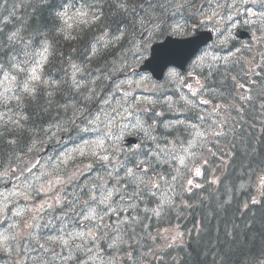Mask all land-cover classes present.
<instances>
[{"label": "flooded vegetation", "instance_id": "obj_1", "mask_svg": "<svg viewBox=\"0 0 264 264\" xmlns=\"http://www.w3.org/2000/svg\"><path fill=\"white\" fill-rule=\"evenodd\" d=\"M177 4L182 6L177 7ZM157 8L158 10H154L152 13H146L147 17L151 15L142 28L158 20H162L163 23L152 32L144 43L137 40L139 34L132 38L129 53L133 61L137 56L146 55L145 47H148L146 60L151 59L154 47L169 38L188 39L201 36L202 40L211 39L210 42L199 46L196 54L184 68H168L162 80L154 78L152 69L142 70L144 62L139 64V68L135 70L140 75H144L146 81L151 82L159 90L158 102L152 104L148 102L153 99V92L146 91L144 94L145 97H148L146 112L138 113L136 110L141 106L137 105L135 100L138 91L131 88L130 105L135 103V111L131 120L140 122V127L131 134L134 138L136 137L138 144H136V148V145L130 148L136 155L134 157L139 160L146 159L147 163L151 164L155 158L148 160L147 156L151 152H155V148L165 152V150H171L170 145L173 144L176 150H172V152L185 153L188 156L189 164L199 165L203 163L202 167H196L200 169L201 175H189L188 170L183 169L182 173L172 177L167 186L164 187L170 201L184 203L191 200L189 197L194 193L192 191L197 190L203 193L207 187L208 179L215 173L221 175L222 170L227 165L226 150L230 152L232 130H239L246 123L247 105L243 96V88L250 91L252 95L262 91L261 85L264 82V16L260 13H264V0H176L171 4H160ZM248 10L256 12L257 15H249ZM170 26H182L181 31L173 32ZM162 32L163 35H161ZM201 58L203 59L201 60ZM118 71L116 68L98 70V78L101 80L102 78L105 79L106 76L114 77ZM171 71L179 73L176 80H180L182 92L176 88L175 81L170 80L169 72ZM84 82L89 84L90 81ZM193 91L197 93L195 96L192 95ZM167 99L176 101L172 106H168L165 102ZM245 99L255 103V105L262 103L260 99L249 100L248 95L245 96ZM178 100L181 101V104H178ZM185 100L189 103L186 104ZM201 100H208L209 103L201 104ZM152 107L157 108V112H153ZM137 114H140L141 117H138ZM201 116L204 117L203 120L200 119ZM80 120L81 118L77 119V123ZM167 122L169 125L165 127ZM176 122L178 126L175 127ZM171 127L174 128L175 137L164 138L163 144L153 141V137L160 134L162 129ZM199 132L204 133L199 135ZM242 138L243 136L236 137V143ZM145 166L149 168L147 174L152 177L153 170L149 165L145 164ZM210 166H213L214 170H210ZM189 180L192 181V185L188 184ZM195 185H199V187ZM0 186H4V181H1ZM187 187L190 193L186 190ZM87 197L84 194L81 197H71L70 202L72 203L66 205L65 202L61 209L55 211V217L50 223L51 226L44 231L53 235V247H56V250L53 249V253L48 255L44 254L50 258L45 260V264H99V261L90 260V254L80 253L73 257L72 246L82 245L85 242L83 238L74 240L72 246H67L65 243L70 234L76 232L73 227L77 223L76 219L82 218L89 207L98 208L97 200L92 199L87 204V201L84 200ZM26 205H28L27 202ZM121 209L120 207L119 211L103 220L104 225L102 227H99L101 219L97 222L83 221L79 223L80 227L82 223H86V227L80 228V230L89 231L95 226L101 228L100 231L107 229L108 233L111 232L101 235L95 232L88 233L89 248L93 249L96 242L99 241V246L104 249V252L115 249V245L111 247L110 244V240L115 235L111 231L114 228L111 219L116 213H119L121 216L118 219L123 220ZM100 210L103 213L104 209L100 208ZM178 215L183 217L182 212ZM36 217L37 214L29 209L28 213L20 219L21 226L30 227L34 224ZM154 231L155 229H146V234L149 236L144 237L142 233L134 229L133 232L137 234L132 238V242L127 244V251L131 254L132 259H121L118 262L150 264L166 259L170 245L166 244L163 249L161 247L157 250V243L151 237ZM143 239L150 242L154 241L153 248L149 247L144 251L141 244ZM19 241L16 237L9 246L13 250H20L23 246V256L26 258L34 257L35 252H33L32 246L29 244L24 246L23 243L17 244ZM165 250L168 252L167 255H165ZM31 252L33 253L31 254ZM52 257L55 259L52 260ZM38 263L39 261L33 258L22 263L12 261L11 264Z\"/></svg>", "mask_w": 264, "mask_h": 264}, {"label": "trees", "instance_id": "obj_2", "mask_svg": "<svg viewBox=\"0 0 264 264\" xmlns=\"http://www.w3.org/2000/svg\"><path fill=\"white\" fill-rule=\"evenodd\" d=\"M165 1L168 2L126 0L129 11L135 7V12L125 17L124 13L116 9L112 0H104L102 20L85 27L79 23L76 10L84 4L91 6L86 7L85 11H96L99 7L98 0H0V68L13 69V57L21 61H27V57L29 59L36 57L35 54L46 42L49 48V61L43 77L50 79L49 85H36L34 98L23 95L19 100H10L9 105L16 106L15 110L18 111L20 119L17 120L19 123L16 121L7 124L0 130V167L7 162L11 165L20 150H27L31 146L34 136H39L41 141L45 140L44 130L48 131L53 122H59L54 118L63 110L61 102L52 103L55 99L52 78L65 77L69 80L73 65L81 69L88 68L87 74L96 73L98 70L128 67L129 63H124L128 59L121 57L128 56L127 49L138 26L137 17L158 10V5L166 3ZM65 9L76 15L71 24H66L64 18L57 16L58 12ZM120 27L125 30V39L106 48L101 42L98 54L89 60L91 47L101 33L107 29L111 34ZM61 28L64 29L63 32ZM17 30L22 39L10 43L8 36ZM65 34L70 38L65 39ZM126 42L129 43L125 44ZM25 52L28 53L27 56ZM66 84L68 88L60 87L62 90L58 94L60 100L62 102L73 100L82 110L87 111L91 107L88 89L76 90L74 86L71 88L69 83ZM66 94L68 97H65ZM21 116L27 117V120L21 119ZM251 116L249 115V123ZM22 122L23 125H20ZM255 123L249 126L250 137L248 146L244 149L245 154L235 170L233 169V174L241 175L243 179L241 183L247 182L257 169L260 170V167L264 166V119L262 123V119L258 118ZM233 192V199L230 202L209 201L194 207V218L196 221L200 220L201 229L187 246L181 249L183 259L181 264H252L255 259L264 255V202L242 212L241 196L244 193L236 189ZM170 216L171 213L168 211L162 217L163 222L168 221Z\"/></svg>", "mask_w": 264, "mask_h": 264}, {"label": "rangeland", "instance_id": "obj_3", "mask_svg": "<svg viewBox=\"0 0 264 264\" xmlns=\"http://www.w3.org/2000/svg\"><path fill=\"white\" fill-rule=\"evenodd\" d=\"M74 16L76 15L67 12V14L64 16V22L66 21L67 23L71 24ZM127 43L129 42H126L125 44ZM115 46H117V44ZM145 50L146 55L137 56L134 61L129 59L131 62H135L131 68L128 69L126 68V66H124L120 68L123 70L118 71L114 75V77H105V79H101V82L99 83V88L97 90V98L99 99V101L94 102L92 107V115L89 116L90 118L86 119V133L88 134V136H86L85 140H83L79 145L67 146L64 149L60 150L57 155L55 154V156L50 157L48 161H46L45 167L42 172L37 170H30L27 173V178H25L22 182L15 183L12 185L13 188L6 189L8 193L14 192L16 193V195L24 194L25 201L28 203V205L19 208L18 212L20 213V215L17 216V219L20 220L22 216H24L27 211H29V209H32L37 214V217L34 220V224H32L30 227L21 226L20 221V226L17 223L14 229L10 231H6L5 226L4 229H2V223L7 220L8 216L4 215V219L0 218V253H4L3 248L5 237H7L6 245L7 243H10L13 240L12 235L16 236L19 240L22 241L27 236H29V232L31 231L30 236L33 237L34 235L32 236V234H35V232L38 231L39 228H44L45 224L52 222V219L55 217V211L57 209H61L65 202L66 205H69L70 203H72L70 202L71 197H81L80 194L85 187L89 186L91 183L93 185L94 181V184L100 183L102 186H105L104 183H106V179L102 178V174L100 173L101 159H99L100 163H97V165H94V161L92 160L98 159L101 153H103L104 150L109 148L108 142L110 143V146H113V148L119 149L121 147L122 141L125 138L129 137V134H132L135 129L140 127V122H135L131 120V117L135 111V103H132L130 105V99L132 96L131 88L138 91V94L135 97L137 105H141L140 108H136V110H138V113L146 112V103L148 102V97H145L144 95L146 91L153 92V99L148 102L149 104L158 102L157 98L159 96V90H157L151 82L148 83L144 75H140L139 72L135 70L138 69L139 64L146 59L148 47H145ZM122 57L127 59L129 58L125 55ZM37 59H41V57L39 56ZM33 66L34 65L31 62V64L29 65V69ZM13 71H15V69L4 70V73L0 75V105L2 104L4 108V110L0 109V126L5 124L7 121H14L16 115L18 114V111L15 112L13 107L11 110L7 109V107H9L10 100H18L17 97H20V95H25L24 93H22L19 85L20 82L25 79L26 72H21L16 69V71H18L19 73L18 75H16ZM39 74L41 75V70H39ZM13 75L16 76V81H13L11 79ZM80 77L82 76L80 75ZM72 79L74 80V82H79L80 86L78 87V89H82L85 86H89L91 88L90 92H94L92 87L96 86L98 83L95 77L91 79L90 84L79 80L77 72L72 74ZM170 80L175 81L176 88H179L180 92H182L179 84L180 80L172 78ZM93 81H95V83H93ZM175 101L176 100L174 99L165 100L168 106H172ZM177 102L178 104H181L180 100H178ZM74 113L75 115H77V117H82V114H78L76 109L74 110ZM137 115L138 117H141L140 114ZM209 116L212 115L209 114ZM166 125H169V123L167 122ZM174 125L176 127L178 126V123L176 122ZM81 126L82 124L80 122L73 125V128L75 129V137L79 135V129ZM162 131L173 132L174 128H164L162 129ZM199 133V135H202V133L204 132ZM243 133V127H241V129L239 130H233L232 139H234V135L242 136ZM51 135L55 134L51 133ZM98 142H102L103 147H100ZM107 156L108 160L104 161V165H109L112 171H116L117 168L114 167L110 161V155ZM161 157L166 160L171 157V154L161 152L155 148V152H151L147 156L148 160L151 158H156V161H158V159H160ZM176 158L179 163L180 173L183 172V169L186 165H188L189 175L195 173V164H189V161L185 155L179 154L176 156ZM75 159H79V161L83 162L82 167H78L76 169H69L71 162ZM231 159L232 155H229L228 161ZM181 161H183V163H181ZM90 164L92 166L94 176H91L92 173L89 171ZM66 171L68 173H65ZM11 173L12 169L10 167L6 168L4 166V169L0 170V180L8 184L10 182ZM110 173L111 172H108V174L105 173V176L107 178H110ZM153 176L155 182H157L159 180L158 177H156L155 175ZM136 177H142L144 179V177L140 175H136ZM136 177L132 178V183H138V187H141L143 183H140ZM258 178L259 180L261 179L260 176H258ZM242 180L243 179L239 177V182ZM72 183H77L78 185H71ZM115 185H117V183H115ZM96 189L97 187L93 185L90 188V193L92 195H95ZM162 190L163 191L155 193L153 195L157 200L160 201L161 205L168 199L166 195V190L164 191V188ZM106 195L107 194H103L101 199L104 200ZM255 197L258 198L259 195H255ZM84 200L87 201V204L90 203V200L88 198H84ZM110 201L111 197L107 199L102 205L109 206ZM117 206L123 207L121 201L118 203L114 202L112 204L113 209L117 208ZM133 208L136 209L137 205H133ZM97 218L98 213L95 207H89L86 214L82 216V220L80 221H94ZM126 223L131 225L133 222L127 220ZM126 223H123L121 226L124 227ZM163 227L156 228L154 233L151 235V237L157 243V250L165 246L166 244L174 245L185 239V232L182 230V228L179 227L178 224H175L171 227ZM76 236V233L71 234V238H74ZM84 238L87 239L88 237L84 235ZM123 238V235L119 233L115 237V242L119 243L123 241ZM98 253L103 255V252L100 249H98ZM94 254L95 252L91 253L92 256ZM116 257L118 258V256ZM16 258L19 259L20 257ZM95 259L106 260L104 257H96ZM123 259H125V257ZM0 260L4 259L0 257ZM108 260H111V258H109ZM10 261L11 258L7 262ZM119 264L124 263L120 262Z\"/></svg>", "mask_w": 264, "mask_h": 264}, {"label": "snow or ice", "instance_id": "obj_4", "mask_svg": "<svg viewBox=\"0 0 264 264\" xmlns=\"http://www.w3.org/2000/svg\"><path fill=\"white\" fill-rule=\"evenodd\" d=\"M103 2L104 0H98V4H99V7L96 11H85L84 9L87 7V8H90L91 6H88V5H84L82 4L80 6L79 9L76 10V15L77 17L79 18V23L84 25L85 27H89L91 26L92 24H96L97 22L101 21L102 20V16H103ZM112 3L115 4L116 6V9H118L120 12L124 13L125 14V17L131 15L132 12H135V7H132L131 9V12L129 11V5L127 4L126 0H112ZM182 5H179L177 4V7H181ZM249 11V15L251 16H255L257 15L256 12H253V11ZM67 14L66 12V9L65 10H62L61 12H58L57 13V16L60 17L61 19H63V17ZM260 15L264 16V13H260ZM141 24L143 23V19H140L139 21ZM65 23H67L65 21ZM69 27H71V25H69ZM181 27L182 26H175V27H172L170 26L171 28V31L173 32H179L181 31ZM61 31L63 32L64 29L61 28ZM161 35H163V32L161 33ZM126 36V33H125V30L123 27H120L117 29L116 32L114 33H109V31L107 29H105L101 35L97 38L96 40V43L92 45L91 47V54L89 55V60L92 59L93 56L97 55L98 54V47L97 45L101 44V41H104L105 38H107L106 42L103 43V47H108L110 44H115V43H118L119 41H121L122 39H124ZM70 37L65 34V39H69ZM19 39H22V37H20V34H19V30L17 31H14L11 33V35L8 36V41L10 43H15L17 42V40ZM31 43V41H29V44ZM28 45L26 44L25 45V48H27ZM49 52V48L46 44V42L44 43V45L42 46V50L39 52V53H36L35 55H39L41 57V59H34L32 61V64L34 65L33 67H31L30 69H25L24 67H22V64H25L27 63V61H16L15 60V57H13V63H12V67L14 69H17L21 72H26V76H25V79L20 82V88H21V91L22 93L28 95V96H33L34 98V94L36 93L37 91V87L36 85L37 84H40V85H48L49 84V81L48 80H44L43 77L39 74V70L42 69V65L43 63L47 60V53ZM28 53L25 52V56H27ZM203 58H201L202 60ZM199 63V62H198ZM76 71H81V69L76 66V65H73L72 66ZM169 77L172 78V79H176L179 77V73L176 72V71H171L169 72ZM7 78V77H6ZM11 79L13 81H16V76L13 75L11 77ZM53 84L55 83L54 81L52 82ZM93 83H95V81H93ZM79 82H74V87H79ZM241 87H243V85H241ZM197 93L196 91H193L192 92V95L195 96ZM49 95H51V93H49ZM17 99L19 100L20 97H17ZM185 103H189L187 100H185ZM201 104H207L209 103L208 100H201L200 101ZM192 107H194V105H191ZM21 119H26V117L24 116H21ZM201 120L204 119L203 116L200 117ZM16 123H19V121H17ZM167 127V125L165 126ZM219 134V133H217ZM14 143V141H13ZM99 146L100 147H103V143L102 142H98ZM102 160H108V156H102L101 157ZM147 163V160H140L138 164H136L134 167H129L126 169V175L127 177L131 180L133 177H136V169L139 168L143 173L147 174L148 171H149V168L148 167H145V164ZM181 163H183V161H181ZM195 175L199 176L201 175V172H200V169L199 168H196L195 169ZM137 180H139L140 183H145L146 186L148 184L151 185V187L153 188H156V187H159V184L155 182L154 179L152 178H149L147 181H145L142 177H136ZM215 182V181H213ZM188 184L189 185H192V181L189 180L188 181ZM196 187H199V185H195ZM260 188L261 190H264V177H261L260 179ZM151 190V189H149ZM112 193L109 192L104 200H101L100 202L103 204L105 202V200L109 199L111 197ZM93 199H95V197H93ZM258 201H256L255 199L252 201V203H257ZM155 214L156 215H159V210H154ZM16 215H20V213H16ZM103 217H101L102 219ZM87 219V217H86ZM91 234V233H90ZM179 235V234H178ZM6 241H7V237L4 238V248L3 250L4 251H10V249H8L7 245H6ZM66 243V242H65ZM262 264H264V262H262Z\"/></svg>", "mask_w": 264, "mask_h": 264}, {"label": "water", "instance_id": "obj_5", "mask_svg": "<svg viewBox=\"0 0 264 264\" xmlns=\"http://www.w3.org/2000/svg\"><path fill=\"white\" fill-rule=\"evenodd\" d=\"M156 27V25H152L149 28H147L142 36L141 39L145 41L149 35L151 34L152 30ZM200 37L195 38L194 40L198 39ZM193 39L188 40H181V41H173L166 42L164 44H158L154 47V54L152 60H150L143 69H152L154 71V76L157 78H161L163 75V72L165 71L166 67L168 65H175L178 67L183 66V61L187 60L189 57H191L196 51V47H198L201 44V41L199 45H196V41ZM206 42V41H205ZM168 47V51H166ZM154 110V109H153ZM155 111V110H154ZM125 144H130V140L126 141ZM33 166L36 164V158H34ZM23 162H20L18 164V168L21 172H23ZM26 169L24 170V172ZM255 264H260V262H256Z\"/></svg>", "mask_w": 264, "mask_h": 264}, {"label": "bare ground", "instance_id": "obj_6", "mask_svg": "<svg viewBox=\"0 0 264 264\" xmlns=\"http://www.w3.org/2000/svg\"><path fill=\"white\" fill-rule=\"evenodd\" d=\"M166 137H175V132L174 131L173 132L161 131L160 134H157L156 136L153 137V141L158 144H163L164 138Z\"/></svg>", "mask_w": 264, "mask_h": 264}]
</instances>
